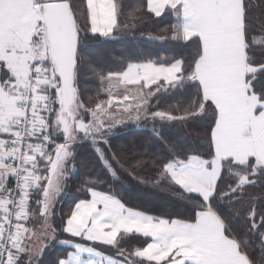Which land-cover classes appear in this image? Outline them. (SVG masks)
<instances>
[{
  "label": "snow or ice",
  "instance_id": "obj_1",
  "mask_svg": "<svg viewBox=\"0 0 264 264\" xmlns=\"http://www.w3.org/2000/svg\"><path fill=\"white\" fill-rule=\"evenodd\" d=\"M129 124L152 132L130 157L110 143ZM89 142L110 179L65 210ZM122 171L151 191L133 203ZM57 244L50 264H264V0H0V264Z\"/></svg>",
  "mask_w": 264,
  "mask_h": 264
},
{
  "label": "trees",
  "instance_id": "obj_2",
  "mask_svg": "<svg viewBox=\"0 0 264 264\" xmlns=\"http://www.w3.org/2000/svg\"><path fill=\"white\" fill-rule=\"evenodd\" d=\"M143 31L145 37L147 36V33L149 31L153 32V34H158L157 26L154 24H150L147 28L143 29ZM139 34L140 33L138 32L137 35ZM127 46H129V41L127 39L113 43L107 48H98L94 46L91 42H88L87 46L83 49V55L86 58L91 59L97 63L110 64L121 55V53ZM153 46L162 51H174L177 56L185 52L184 49L172 43L155 42ZM82 79L88 81V83H82L81 87H88L89 89H91V92L85 94L84 96V99L87 101L89 94H95V82L91 81L87 76L82 77ZM197 135L198 133L195 130H189V135L185 137L184 130L178 131L176 129H172L169 138H172L174 136L177 140H180L181 142L186 139L188 143L195 146V144L198 143ZM151 136L152 132L150 125L148 127L137 128L136 126L129 124L127 127H120L115 130L112 136L110 137V143L113 151L118 153L123 152L125 155L130 157L132 153L142 151L143 148L148 145L149 138ZM153 143L156 142L153 141ZM157 146L159 147V145ZM78 160L90 161L91 164L87 171L82 167H78L76 175L69 180L68 188L63 197L65 210L68 208L69 204L73 203L75 199L81 198V193L78 191V188H80L81 181L84 180L86 176H91L94 178L99 175L100 179H110V177H106L103 174L101 166L95 162L94 149L92 148L90 142L84 143L83 146L78 148ZM151 171L152 170L149 169L148 172L144 173V175H149ZM119 177V180L115 181V186L117 190L131 193L133 203L137 202L138 193H148L151 191L150 189L136 185V183L131 180V178L127 175L126 172H120ZM64 238L66 237H60V239ZM63 252L64 248L59 244H57L54 248H50L44 254V264H50L51 261L55 260L56 257L61 255Z\"/></svg>",
  "mask_w": 264,
  "mask_h": 264
}]
</instances>
